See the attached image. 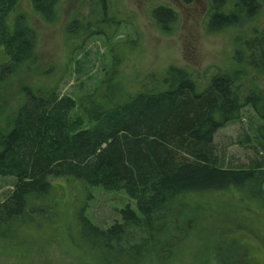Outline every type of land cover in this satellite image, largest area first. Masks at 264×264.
Wrapping results in <instances>:
<instances>
[{
	"label": "trees",
	"instance_id": "16d2710c",
	"mask_svg": "<svg viewBox=\"0 0 264 264\" xmlns=\"http://www.w3.org/2000/svg\"><path fill=\"white\" fill-rule=\"evenodd\" d=\"M221 1L214 0L213 5ZM261 1L234 0L227 13L216 11L207 16V29L242 28L257 22ZM19 2L0 0V47L7 56L0 63V80L14 74L33 52L35 30L22 15L13 18L12 26L7 23ZM58 2L29 0V5L49 22L55 18ZM100 5L98 19L106 26L95 27L96 16L92 24L89 19L73 18L68 33L95 35L109 28V23L115 31L118 21L109 16L107 0H100ZM151 14L165 32L176 20L175 11L165 5H157ZM256 25L247 26L251 32L244 36L250 58L241 59L245 53L241 47L234 49V56L264 76V28ZM116 49L118 44L110 46L109 68L89 93L75 100L54 92L39 96L24 88L23 103L0 125V176L14 177L12 188L0 200V236L34 221V214L55 210L51 197L60 184L51 178L122 190L135 201V208L119 209V220L105 228L78 208L74 244L85 247L86 254L100 264H139L150 254L160 262L157 254L172 251L177 229L184 225L169 230L167 244L160 241L159 232L164 224L173 223L172 218L176 220L187 194L233 187L264 203V160L246 168L225 167L212 146L216 131L249 105L261 118L256 133L264 148V91L242 93L241 69L219 71L199 86L185 67L169 66L158 85L120 96L118 81L106 75L116 70L120 59ZM230 243L237 245L234 239ZM245 253L243 247L237 257L217 245L214 251L217 264H237L238 260L242 264Z\"/></svg>",
	"mask_w": 264,
	"mask_h": 264
},
{
	"label": "rangeland",
	"instance_id": "374dc122",
	"mask_svg": "<svg viewBox=\"0 0 264 264\" xmlns=\"http://www.w3.org/2000/svg\"><path fill=\"white\" fill-rule=\"evenodd\" d=\"M261 2L257 22L209 31L206 23L211 0H107L109 16L118 21L115 31L109 23L110 27L98 34L83 35L84 32L68 33L67 25L73 18L89 19L92 24L96 16L93 25L106 26L98 19L100 0H59L55 18L49 22L32 12L29 0H20L7 23L12 26L13 18L21 14L35 30L34 46L32 56L14 74L0 80V125L14 115L27 91L39 96L54 92L75 100L92 91L109 68L110 46L115 43L120 59L114 73L106 75L118 81L120 96L158 85L169 66L185 67L199 86L219 71L241 69L242 93L250 89L264 91V76L234 56L235 47L244 48L241 44L251 32L249 26L264 28V0ZM157 5L170 7L176 13L169 32L154 23L151 11ZM5 61L7 56L0 47V63ZM239 111L237 119L226 122L213 136L214 153L225 167L246 168L264 160V148L256 133L261 118L249 105ZM50 181L60 184L51 197L55 210L36 212L29 224L4 229L5 235L0 236V264H100L86 254L85 247L74 244L78 208L82 207L101 228L119 220V209L126 205L135 208V201L122 190L89 187L66 177ZM13 182L14 177L0 176V200ZM183 199L176 220L172 218L169 226L164 224L158 235L167 244L169 230L176 224L184 225L177 229L179 236L173 240L172 251L157 254L160 262L150 254L139 264H217L216 245L237 257L244 247L245 264H264V203L247 198L233 187L190 193ZM231 239L237 245L231 244Z\"/></svg>",
	"mask_w": 264,
	"mask_h": 264
},
{
	"label": "flooded vegetation",
	"instance_id": "af4514ba",
	"mask_svg": "<svg viewBox=\"0 0 264 264\" xmlns=\"http://www.w3.org/2000/svg\"><path fill=\"white\" fill-rule=\"evenodd\" d=\"M185 2H188L189 0H184ZM213 1L211 0V6H210V10L208 12L207 15L213 14L216 11H222L224 13H227L228 11H230L229 9L232 8L233 2L234 0H222L219 5H213ZM262 2H261V8H262ZM259 17V16H258ZM240 44V43H239ZM242 46H244L245 49V53L242 55L243 57L241 59H249V48L247 47V45L245 44V41L241 44ZM238 47H235L234 49H236ZM242 48V47H241ZM243 49V48H242Z\"/></svg>",
	"mask_w": 264,
	"mask_h": 264
}]
</instances>
